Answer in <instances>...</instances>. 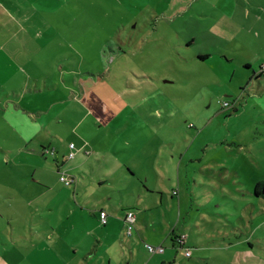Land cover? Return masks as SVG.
<instances>
[{
	"label": "rangeland",
	"instance_id": "obj_1",
	"mask_svg": "<svg viewBox=\"0 0 264 264\" xmlns=\"http://www.w3.org/2000/svg\"><path fill=\"white\" fill-rule=\"evenodd\" d=\"M11 1L22 10L0 0V98L56 154L38 156L48 180L28 185L34 198L2 210L0 264L26 248L54 263L51 240L58 264H82L92 240L102 260L103 207L136 215L113 264H264V0Z\"/></svg>",
	"mask_w": 264,
	"mask_h": 264
},
{
	"label": "crops",
	"instance_id": "obj_2",
	"mask_svg": "<svg viewBox=\"0 0 264 264\" xmlns=\"http://www.w3.org/2000/svg\"><path fill=\"white\" fill-rule=\"evenodd\" d=\"M4 3H9V6L17 8L18 10H22L21 7L16 5L17 3L15 1L4 0ZM33 10L34 12H37L36 9ZM199 57L204 60L208 57V55L199 54ZM245 65L249 66L248 64ZM32 118L33 117L28 116V114H26V112H24V110L20 108V104L17 100H14L13 103L9 99L0 98V199L7 200L6 204L8 205L7 207H0V214L2 213V210H5L6 208H11L15 201L18 204L21 199L25 200L27 198H34L33 193L35 191L32 189L28 190V185H33L34 183L40 184V181L48 180L47 175L45 174L46 172H43L44 169L45 171L47 170L38 156L43 155V158H46L47 156L45 154H51L46 153L47 149L53 150V153L51 154L53 156L56 154V149L54 147L49 146V144H51V139L49 138H46L45 140L48 145H44L45 141L41 136V131L35 132V130L29 131L27 129L29 123L33 124L34 120H32ZM75 156L76 155H74L73 157ZM48 161L53 165L55 164L59 170V166L61 165V163L58 162V159L52 157ZM28 165L33 166V171L29 176L27 174V171H25L24 169L28 167ZM38 168L40 170V173L39 176L36 177L35 172ZM100 210L106 211L108 215L107 222L104 225L100 224L99 222L98 211ZM91 215L95 219V231H99L102 234V241L100 243V247L105 248V256L104 258H102V260H97L94 257H91L92 255L96 254L95 248L93 249V246L97 245V242L93 243L92 240L91 244L93 245L88 247L85 256H83L82 258L83 261L81 263L113 264L115 254L117 255V253H119V250H121L122 248L118 236L121 234L122 229H125V222L123 221L124 214L121 218H116V216L110 215L108 210L103 207L97 211L95 210L94 213H92ZM9 224H11L10 221ZM116 225H118L119 227H117ZM5 226L6 225L3 223L2 226H0L3 231H6L8 229ZM17 231L18 235L16 234L17 236H11V242L9 243L18 242L21 246L22 244H24L23 240H26L27 238L23 233V229L19 228ZM137 232L140 235L142 234V231L139 228ZM126 237H129L130 239V237H132V234ZM114 238L115 243L112 241ZM115 245L117 246V250L115 251L117 253L113 254V251L109 252V248H113V246ZM129 246H131V244H129ZM31 249H34V245L31 246ZM30 251L31 250H28V248H26V251L22 255L19 264H22L23 262L27 263L26 260L28 258H35L34 264H58L60 262H65L62 258V261H60L59 254L56 248V243L53 244L52 240L48 251L51 252L50 257L51 260H54V263L53 261L45 260L40 254L33 257V251L31 253H28ZM130 255L132 256V251H130ZM70 260L71 262L73 261L72 258H70ZM3 264L6 263L3 261Z\"/></svg>",
	"mask_w": 264,
	"mask_h": 264
},
{
	"label": "built area",
	"instance_id": "obj_3",
	"mask_svg": "<svg viewBox=\"0 0 264 264\" xmlns=\"http://www.w3.org/2000/svg\"><path fill=\"white\" fill-rule=\"evenodd\" d=\"M69 147L73 148L74 145L72 143H70ZM46 152L52 154L53 150L47 149ZM72 156H73V153H70L69 157H72ZM59 179L65 185H70L73 182L72 178H69L65 175H60ZM107 216L108 215H107L106 211H104V210L99 211L98 217H99L100 224L104 225L107 222ZM123 221L125 222V234L127 236H130L132 234V229L135 226V214L132 211L125 212L123 215ZM174 238H175L176 243H178L179 248L182 249L184 246L185 236L184 235H176V236H174ZM145 248L150 253H163L165 250V248L162 245L153 246V245H150L148 243H145ZM183 253L185 256L189 257L191 252L189 249H185Z\"/></svg>",
	"mask_w": 264,
	"mask_h": 264
},
{
	"label": "trees",
	"instance_id": "obj_4",
	"mask_svg": "<svg viewBox=\"0 0 264 264\" xmlns=\"http://www.w3.org/2000/svg\"><path fill=\"white\" fill-rule=\"evenodd\" d=\"M258 74H264V67H262V66L260 67V70H259ZM254 194H255V196H258V197H260L262 195L264 196V185L256 184L255 187H254ZM173 240L175 241L174 237H173Z\"/></svg>",
	"mask_w": 264,
	"mask_h": 264
}]
</instances>
